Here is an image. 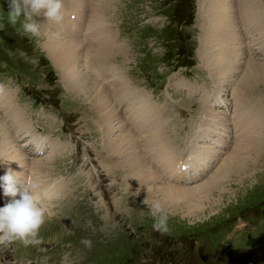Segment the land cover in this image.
I'll list each match as a JSON object with an SVG mask.
<instances>
[{"label":"rangeland","instance_id":"rangeland-1","mask_svg":"<svg viewBox=\"0 0 264 264\" xmlns=\"http://www.w3.org/2000/svg\"><path fill=\"white\" fill-rule=\"evenodd\" d=\"M200 1L204 0H192L194 14L187 4L181 5L177 0H111L109 10L105 12L129 49L127 56L123 52L118 54L116 63L123 64L125 73L134 82L144 85L142 87L147 86L149 91H152V85H159L161 97L169 103L178 104L176 108L181 114L188 115L185 109L188 110L190 115L185 119L181 114L177 120L173 119V122L179 123V129L182 127L175 138L186 160H189L187 148L192 144L191 139L184 140L190 124L188 120L193 119L195 123L200 114L205 112L206 105L214 110L222 108L211 103V96L205 103L203 93L206 89H212V93L217 90L214 94L220 93L219 90L226 92V95L220 93L229 101L225 107L233 110L236 106L235 86H240L244 73L238 72L234 80L219 82L211 72L210 62L201 59L204 47L200 41V28L210 18L202 15ZM7 8L8 0H0V13L6 12ZM208 12L212 17L213 11ZM192 16L193 22L186 25L184 21H190ZM37 19L42 21L39 17ZM180 19L183 21L180 22ZM0 23L3 24L0 27L1 86L17 89V100L23 103L21 106L27 107L28 112H32L28 119L37 128L34 132L41 130L43 133H39L48 146L66 145L55 157L46 156V161H49L45 166L40 167L36 163L29 169L32 172L36 170L46 182H50L52 176L63 187L65 183L71 182L66 186L67 192L52 204L53 215L40 229V243L26 246L17 240L7 247L0 246V264H53L55 261L59 264V260L64 264H146L145 259L152 261L153 257H148L153 256V252L160 253L159 257L167 264H264V153L261 160L256 162L252 170L254 175L247 183L238 187L235 180L231 179L229 190L218 196L216 202L213 195L205 199L199 194L193 205L178 201L168 205L166 200L163 207L169 214V230L162 234L153 229L154 217L149 206L143 203L146 197L149 203L156 201L162 197L161 193L151 190L149 183L132 178L130 174L133 173V167L117 162L111 156L106 146L108 137L103 142H97L105 132L93 121L96 114L92 102L84 93L77 94L66 89L61 73L43 49L39 35L23 33L19 21L13 26L3 16H0ZM43 26L46 28V22H41L40 33ZM250 37L253 39L252 33L243 39L245 42L241 48L252 43ZM205 48L209 49L208 46ZM256 50L259 49L253 51L260 59H264L263 52ZM244 56L248 57V54ZM80 65L84 66L83 63ZM179 80L184 81L183 85L192 86L193 93L178 88L183 87L175 85ZM171 81L177 82L174 84L177 88L170 84ZM227 90L231 91L230 97ZM260 90H263V85ZM173 92L179 95L173 97ZM191 96L193 98H189ZM241 101L244 102V99L241 98ZM169 108L174 109L175 106L171 104ZM169 108L168 111L172 110ZM218 112L226 113L223 109ZM3 113L0 110V116ZM195 116L197 119H194ZM123 121L124 118L118 119L116 126ZM85 123L93 127L96 135L90 137L91 129ZM201 128L191 133L190 137L197 136ZM9 129L12 130L13 126ZM210 133L204 135L205 139L213 137V132ZM25 135L26 139H20L21 144L30 142L32 138L30 132ZM205 139L200 138L197 144H209ZM30 147L29 154L34 155L33 145ZM17 148L21 151L20 144ZM86 150L91 156L88 161L94 170L91 175L88 173L90 166L84 160ZM44 156L40 154L30 158L36 160ZM82 164L88 169L84 170L86 175L78 177L83 169ZM2 166L0 156V169ZM96 174L104 185L111 178L121 186V190L117 186L114 189L117 194L123 192L119 194H122L123 200H127L128 206L121 205L122 208L128 207L124 212L116 216L110 207L109 201H113L111 192H104L103 196L111 218H106L107 214L97 208L95 203L102 188L96 182L93 185L87 183V175L92 182ZM212 174L213 171L208 167L199 180ZM215 194L219 195L218 192ZM0 206H3L2 202ZM94 210L97 211L96 217L89 215ZM78 219L93 232L92 235L82 226L74 234L68 233L74 231L73 222ZM169 237L174 238V244L168 248L167 254L163 249L167 246L157 248L153 244H167ZM83 238L92 241L88 249L84 248L85 244L82 246ZM68 243L73 244L75 251Z\"/></svg>","mask_w":264,"mask_h":264},{"label":"bare ground","instance_id":"bare-ground-1","mask_svg":"<svg viewBox=\"0 0 264 264\" xmlns=\"http://www.w3.org/2000/svg\"><path fill=\"white\" fill-rule=\"evenodd\" d=\"M110 3L111 0H64L65 17L62 24L45 20L46 28L43 26L42 33L39 34L42 47L61 73L66 89L77 94L84 93L92 102L96 114L95 119H92L105 132L97 142H103L105 137H108L106 146L111 156L117 162H124L133 167V173L130 174L132 178L149 183L151 190L159 191L162 197L157 200L162 205H166V200L168 205L175 201L193 205L197 194L205 199L213 195L216 202L218 196L229 190L231 179L235 180L238 187L247 183L254 175L252 170L256 162L261 160L264 153V59H260L253 51L258 48V51L264 54L262 0L200 1L202 15L210 18L204 21L200 28V41L204 47L201 50V59L210 62L211 72L219 82L234 80L238 72L244 73L240 80L242 89L235 86L236 106L233 110L225 107L229 101L224 98L225 93L222 90L219 91L224 95L214 94L217 90L213 93L212 89L205 90V103L211 96V103L221 105L222 108L214 110L206 105L205 112L200 114L195 123L193 119L188 120V132H191L196 124L214 127L206 129V133L220 130L210 139L213 144H195L200 138L205 139L204 135L207 134L199 133L195 136V142L192 140V144L187 148L188 155L192 157L189 160H186V155L179 150L180 145L175 138L182 129L178 128L179 123L173 122V119L177 120L181 114L177 111L178 108L177 114L169 118L173 115V108L168 111L167 107L161 106L158 100H155L153 92L149 94L145 89L133 86L131 78L124 71V65L116 63L118 54L123 52L127 56L129 49L125 40L121 39L115 30L109 16L105 15ZM208 10L213 11L212 17ZM249 28L252 29L248 30ZM250 33L254 36L253 39L250 37L252 43L241 48L245 42L243 39L248 38ZM245 54H248V57H245ZM183 84L184 81L179 80L176 85L184 86ZM18 95L17 89H5L0 82V110L7 112L6 115L3 113L0 116V156L3 161L0 175L11 168L18 172L16 175L23 180L29 172V167L36 163L40 167L45 166L49 161H46V156L55 157L66 145L51 144L49 147L43 138L39 137V133L33 136L31 132L37 131V128L33 121L28 119L31 118L32 112H28L24 105L21 106L22 102L17 100ZM219 109L230 115L221 113L219 116ZM185 110L188 115L181 114L184 119L190 115L188 110ZM120 112L125 113L127 117L116 126ZM85 125L91 129L90 137L96 135L89 123ZM12 126L13 129L10 130ZM27 132H30L32 138L25 144L28 147L23 149L20 139H26ZM186 134L187 132L185 136ZM18 144L21 151L17 148ZM32 145L33 149L47 152V155L36 160L31 159V156H36L29 154ZM187 145L188 143L184 144V147ZM85 156L86 163L92 165L88 161L91 156L87 150ZM119 156L123 158L119 159ZM92 158L96 160V157ZM208 167L213 171L212 176L200 181ZM93 171L90 166L89 175ZM33 174L39 173L34 170ZM89 175L87 179L90 183ZM110 180L105 185L97 178L94 180L102 188V191L98 192L95 205L107 214L106 218L109 216L103 201L104 192H111L113 201H109V205L116 216L128 208L121 207L122 203L128 206L127 200H123L122 194H119L123 192L117 194L114 189V186H117L118 190H121V186ZM49 181L55 182L54 176L50 177ZM122 181L124 183L123 179ZM55 183L60 195H63L66 186L71 182L65 183L64 187L58 180ZM0 199L4 205L12 197L5 195L0 187Z\"/></svg>","mask_w":264,"mask_h":264},{"label":"clouds","instance_id":"clouds-1","mask_svg":"<svg viewBox=\"0 0 264 264\" xmlns=\"http://www.w3.org/2000/svg\"><path fill=\"white\" fill-rule=\"evenodd\" d=\"M0 16L6 17L7 22L13 26L19 21L23 33L39 35L42 22L37 19L39 16L58 25L62 24L65 17L64 0H8V8ZM0 27H3L2 23ZM16 173L9 168L0 175V187L5 195L12 197L0 206V246L4 247L17 240L26 246L40 243V229L53 215L52 202L60 198L55 182H46L42 175L31 172L20 180ZM143 203L149 206L154 217L153 229L162 234L167 233V209L159 200L149 203L146 197ZM82 242L88 247L92 245L90 239Z\"/></svg>","mask_w":264,"mask_h":264},{"label":"trees","instance_id":"trees-1","mask_svg":"<svg viewBox=\"0 0 264 264\" xmlns=\"http://www.w3.org/2000/svg\"><path fill=\"white\" fill-rule=\"evenodd\" d=\"M178 3H180L181 5L187 4L189 6V10L194 14V4L192 2V0H190L188 2V0H177ZM194 16L191 17L190 21H184L186 24H190L193 21ZM183 20L180 19V22H182Z\"/></svg>","mask_w":264,"mask_h":264}]
</instances>
